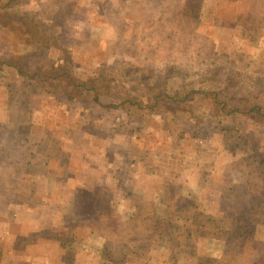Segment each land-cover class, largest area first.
I'll return each instance as SVG.
<instances>
[{"label": "rangeland", "instance_id": "1", "mask_svg": "<svg viewBox=\"0 0 264 264\" xmlns=\"http://www.w3.org/2000/svg\"><path fill=\"white\" fill-rule=\"evenodd\" d=\"M0 264H264V0H0Z\"/></svg>", "mask_w": 264, "mask_h": 264}, {"label": "trees", "instance_id": "2", "mask_svg": "<svg viewBox=\"0 0 264 264\" xmlns=\"http://www.w3.org/2000/svg\"><path fill=\"white\" fill-rule=\"evenodd\" d=\"M8 6L9 5H5L3 6V8H1L2 10H5L6 13H9L8 12ZM7 14H5L3 17H6ZM100 79L101 81H103V77L101 78V76L98 78ZM148 82V81H146ZM98 82H94V80H92L91 82L90 81H87V82H79V84H75V83H71V85L75 88V89H81L80 92L78 94V96H83L84 94L88 93L89 91H97L96 89V86H97ZM141 83H138L137 85H140ZM126 98V97H125ZM159 101V97L158 96H154V99L153 101L151 102V106H153L156 102Z\"/></svg>", "mask_w": 264, "mask_h": 264}]
</instances>
